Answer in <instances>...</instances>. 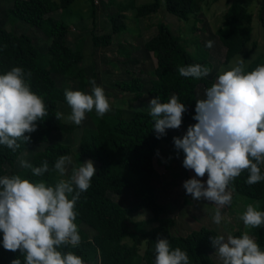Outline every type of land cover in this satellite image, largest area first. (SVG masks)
<instances>
[{"label":"trees","instance_id":"16d2710c","mask_svg":"<svg viewBox=\"0 0 264 264\" xmlns=\"http://www.w3.org/2000/svg\"><path fill=\"white\" fill-rule=\"evenodd\" d=\"M76 0H15L10 8L13 17L29 25H42L46 16L60 10L68 9ZM91 11L92 33L91 42L95 48L107 47L113 44V36L126 30V15L124 12L133 10L136 17L144 18L156 14L161 4L165 11L179 20L188 21L191 15L199 10V0H152L150 3L136 6L135 0L127 4L118 5L117 12L108 16L111 32L97 35L95 33V1L89 0ZM114 0H109L112 5ZM222 26L217 30L219 40L225 48L224 63L227 65L238 55L247 63L246 70L264 64L263 52L256 57L253 52L256 43L252 42V15L240 4H231L222 16ZM262 24L263 20L260 19ZM263 41H264V25ZM69 26L61 19H54L50 23L49 33L51 43L46 54H42L33 44L32 39L24 34H13L0 26V74L12 67H22L26 72L31 71L32 91L41 96L47 106L49 115L38 122L37 131L30 134L29 146L44 145L43 149L33 154L29 163L34 167L47 160L49 172L43 177H33L30 170H14L16 156L4 146H0V170L10 169L9 175L20 174L22 178L30 180H44L48 185H54L60 178L54 171L53 165L60 155H71V147L60 143H50L54 132L72 134L76 125L66 124L55 119L58 111L57 100L54 96L55 81L53 74L62 76L66 81L74 80L80 91L87 87L84 70L81 67L83 52L80 44L75 50L67 47L65 39ZM252 42L250 51H244L246 45ZM144 49L155 59L154 77L148 89L150 98L159 96L162 102L173 93L180 97L189 111L185 113L181 128L194 124L195 90L198 86L210 87L213 79L181 77L177 71L180 66L201 64L212 68L206 54L193 56L187 51L180 38L173 35L170 29L157 25L156 33L144 44ZM198 50V49H197ZM127 56L129 54H126ZM252 55V56H251ZM116 87L121 91L128 88H141L139 79L118 81ZM68 89V85H65ZM142 93L137 91L135 99L139 100ZM93 128H85L79 141V157L87 158L98 164L96 175L92 178L91 187L82 193L76 205L78 213L76 223L81 235V243L71 250L81 256L85 264H152L154 260V244L158 236L167 238L173 249L176 247L187 251L191 264H217L211 258L212 246L210 236L218 234L208 228H200L185 236L174 235L175 220L167 216V211L158 199L152 186L154 172V157L160 143H165L174 150L172 135L157 140L152 131V118L146 111H135L129 119L123 117L120 109H115L103 118L93 117ZM28 135V134H26ZM175 151V150H174ZM264 172V168H262ZM247 172L241 174L231 185L234 188L233 200L243 197L253 200L259 211H264V181L252 186L245 184ZM185 173L184 181L188 179ZM124 189L132 191L137 203L125 208L113 200ZM140 210H147L151 216L149 223L154 224L150 231L145 229L144 222L135 221L132 215ZM85 225L95 234L90 238L80 226ZM261 250H264V228L247 229ZM237 231L233 236H240ZM148 240L147 243L144 240ZM18 253L3 250L0 247V264H9ZM22 259V258H21Z\"/></svg>","mask_w":264,"mask_h":264},{"label":"clouds","instance_id":"9594fccd","mask_svg":"<svg viewBox=\"0 0 264 264\" xmlns=\"http://www.w3.org/2000/svg\"><path fill=\"white\" fill-rule=\"evenodd\" d=\"M205 47L212 48L213 42L207 41ZM247 63L250 60L238 55L227 70H218L214 82L205 88L204 98L195 100L191 117L195 123L187 126L182 136L172 138L175 158L179 159L182 152L181 167L193 173L182 182L185 195L214 205L212 221L216 225L224 220L223 210L232 205L234 188L230 185L242 173L248 174V186L264 181V64L246 70ZM177 71L181 77L200 80L212 69L193 64L180 66ZM31 76V71L19 66L0 74V146L13 153L22 144L31 143L30 134L49 115L44 99L32 91ZM89 83L90 93L64 91L70 108L66 119L76 126L82 124L87 113L95 111L98 118H103L111 110L104 89L94 79ZM147 111L155 138L160 140L167 130L181 128L189 107L173 93L167 102L159 96L149 100ZM54 117L58 121L64 114L57 111ZM78 164L73 166L70 155H60L53 169L68 178L54 185L20 174L0 175V247L18 253L9 264H85L81 256L65 251L81 243L76 205L96 175L93 161ZM19 166L37 178L49 172L47 160L34 167L21 159ZM239 220L244 229L264 228V211L248 204ZM209 240L219 264H264V250L248 231L238 237L210 236ZM152 264L191 262L187 251L173 249L167 238L158 236Z\"/></svg>","mask_w":264,"mask_h":264},{"label":"rangeland","instance_id":"374dc122","mask_svg":"<svg viewBox=\"0 0 264 264\" xmlns=\"http://www.w3.org/2000/svg\"><path fill=\"white\" fill-rule=\"evenodd\" d=\"M14 1L15 0H0V26L13 34H24L29 36L40 53L46 54L47 48L51 43L49 27L51 21L54 19H61L69 28L73 27V34L68 38V45L70 47H76L78 42H80L77 39L79 37V39H81L82 36V43H80V46L85 59L84 66L86 71L84 70V73L87 80V87L84 92L90 93L91 85L89 81L93 79L98 86L104 89L105 95L111 105V110L105 115H110L115 109H120L123 112V117L129 119V116L135 111L148 112L147 104L151 99L148 98L150 96L147 94L151 82L154 79L152 72L155 68V59L154 56L146 52L142 46L143 42L151 35V32L147 31V33H143L139 37L132 36L135 34L132 33V24L134 25V18H136L135 11L126 12V15H129L125 21L127 26L126 30L113 36V44L111 46L96 49L93 48L90 43V27L92 26L90 17L91 6H89L90 2L86 5L87 0H76L68 9L60 10L59 12L46 16L40 26L29 25L13 17L10 13V8ZM94 1L96 12L103 14V16L117 11L116 8L111 9L113 12H107L110 7L109 9L106 8L108 7V2L106 0ZM127 1L128 0H122L121 2L125 3ZM151 1L152 0H137L136 4L143 5ZM226 1L228 0H219L218 2L213 0H199L198 12L191 15L188 21L179 20L175 16L167 13L164 6H161L156 14L144 18L147 19L148 24H152L151 27L155 28L154 34L157 31V25L163 24L170 29L173 35L180 38L181 43L186 46L187 51L193 56L197 57V55L206 54L212 66V72L208 77L215 78L218 70L221 68L227 70L230 66V63L227 65L224 63V50L219 46L221 44H219L217 40L216 42L214 41L218 38L217 36V38L215 37L217 30L222 26V16L227 7L232 4V2L226 4ZM254 13L251 24V41L256 43V49L252 54L256 57L259 52H263L264 41L262 38L263 29L256 16L257 12L254 11ZM103 16H101V18H103ZM136 19L140 18L137 17ZM98 25L99 27L102 26L100 24ZM83 35H85L84 38ZM207 41L213 42L212 48L209 49L205 47ZM252 42L246 45L244 51H250ZM135 44H138V46ZM126 54L129 55L127 56ZM233 61L234 59L231 62ZM52 78L55 81L54 96L57 100L58 111L64 114L62 121L66 124L75 125L66 119L70 114V108L67 106L64 98V87L68 85V90H79L78 83L74 80L66 81L62 76L57 74H53ZM133 78L140 80V89L131 87L126 91H121L116 87V82L129 81ZM137 91H140L143 95L139 100L135 99V93ZM94 116H96L95 111L87 113L85 120L72 134L60 132L52 133L49 142L70 146L72 151L70 156L73 162L82 164L86 158L79 157L78 155L79 141L83 129L93 128ZM181 129L185 132V129ZM175 133L176 131H174V134ZM43 147L44 145L29 146L28 144H22L21 148L14 153L17 158L14 170L19 171L22 169L19 166V160L24 159L29 162L33 154L42 150ZM157 149L159 155L155 153L156 155L154 157L156 171L154 183L159 189L160 199L163 203L168 205L169 214H167V216L175 220V228L172 230L174 235L185 236L202 227L211 229L218 235L224 236L228 234L233 235L237 231H247V229H244L242 221L239 220V216L245 211L248 204H253L255 206L257 202L243 197L235 198L232 201V205L223 210L224 220L221 224H214L212 217L215 206L207 201H193L190 196L185 195L182 188V180L184 178V172L186 171L181 167L183 153L181 152L179 154V159L175 158L177 155L176 152L163 142L159 144ZM169 157H172L170 161L168 160ZM9 171L10 169L3 168L0 170V175H9ZM57 176L60 179L68 178L67 176L61 177L58 173ZM204 179H206V177ZM120 200L122 206L129 208L135 206L137 203L133 193L123 195ZM150 216L151 214L149 211L140 210L138 213L132 215V219L144 222L145 229L150 231L155 226L148 222ZM83 230L90 238L95 234L92 229L86 226ZM255 240L258 241L259 238H255ZM214 251L215 249L212 247L211 258L214 262L219 264ZM92 264H98V262Z\"/></svg>","mask_w":264,"mask_h":264},{"label":"crops","instance_id":"0c3cea01","mask_svg":"<svg viewBox=\"0 0 264 264\" xmlns=\"http://www.w3.org/2000/svg\"><path fill=\"white\" fill-rule=\"evenodd\" d=\"M107 2H109V0H106ZM122 0H114V3L112 4V5H108V3H107V6L108 7H106V8H108L109 9V7H110V9L109 10H107V12H113L111 9H116L117 8V6L118 5H124V4H127L128 3V1L127 2H121ZM136 1L137 0H135V5L136 6H141V5H137L136 4ZM213 1H215V2H218L219 0H213ZM230 2H232V4H234V3H236V4H240V5H242V6H244L247 10H248V12L252 15V21H253V18H254V11H256L257 13H256V16H257V19H258V22H259V24H260V26L261 27H263V25H264V0H228V1H226V4L227 3H230ZM89 3V0H87L86 1V5ZM144 5V4H143ZM231 5V4H230ZM229 5V6H230ZM89 6H90V4H89ZM161 6H163V3L161 4ZM228 6V7H229ZM88 7V6H87ZM95 7V6H94ZM228 7H227V9H228ZM226 9V10H227ZM256 9V10H255ZM86 10H87V8H86ZM129 11H133V10H129ZM59 12V11H58ZM117 11H115L114 13H110V14H108V15H113V14H115ZM226 12V11H225ZM224 12V13H225ZM124 14L126 15V12H124ZM136 14V13H135ZM100 15V16H99ZM108 15L107 14H105L104 16H103V14H99V13H97L96 12V8H95V32H96V34L97 35H103V34H108V33H110L111 32V27H110V23H108L109 21H108ZM99 16V17H98ZM101 16H103V18H101ZM127 16H129V15H126V20H127ZM137 18V17H136ZM136 18H134L135 20H134V25L132 24V33H135L134 35H132V36H134V37H139V36H141L143 33H147V31H150L151 32V35L149 36V38L146 40V41H148L153 35H154V32H155V28L154 27H151L152 26V24H148V22H147V19L146 18H143V20H142V18H140V19H136ZM81 19V18H80ZM260 19H262L263 20V24H262V22H261V20ZM146 22V23H145ZM126 23V22H125ZM98 24H100V25H102L101 27H99V25ZM252 24V23H251ZM127 27V26H126ZM72 28L73 27H70L69 28V32H68V34L66 35V39H65V42H66V45H67V47H69L70 49H72V50H75L77 47H78V45L80 44V43H82V36H81V39H77V40H79L80 42H78V44H77V46L75 47V46H73V47H70L69 45H68V38L73 34L72 33ZM90 30H91V33H92V26L90 27ZM197 30V29H196ZM195 30V31H196ZM218 38H217V37ZM85 37V35H83V38ZM215 37L217 38V39H215L214 41L216 42V40H217V42L219 43V44H221V45H219L223 50H224V56H225V48L223 47V45H222V43L220 42V40H219V36L217 35V34H215ZM263 37V36H262ZM90 41H91V36H90ZM146 41H144L143 42V44H142V46L144 47V44H145V42ZM91 43V45H92V42H90ZM135 45H137L138 46V44H135ZM111 46V45H110ZM93 47V46H92ZM109 47V46H108ZM93 48H95V47H93ZM96 49H99V48H96ZM146 51V50H145ZM147 52V51H146ZM149 53V52H148ZM151 54V53H150ZM85 59H84V55H83V60H82V62H81V67H82V69L83 70H85L86 71V69H85V66H84V63H85V61H84ZM87 73V72H86ZM208 79H213V81H214V78L212 77V78H209V77H207ZM199 92V93H198ZM195 99L197 100V99H202V98H204V88L202 87V86H198L197 88H196V90H195ZM148 95V94H147ZM143 96V95H142ZM148 98H150V97H148ZM151 99V98H150ZM132 115V114H131ZM130 117V116H129ZM174 131H176V133L174 134ZM169 132L171 133V135H172V138L174 137V136H182L183 135V133H184V131H182V129L180 128L179 130H169ZM87 160H89V159H85V161H87ZM92 161V160H91ZM93 163H94V161H93ZM73 166H79V164H77V163H75V162H73ZM94 167H95V169H96V171H97V168H98V164L97 163H94ZM185 173H187V175H188V177L190 178L192 175H193V173H191L190 171H185L184 172V176H185ZM155 176H156V171H155V166H154V172H153V176H152V186H153V188L155 189V192H156V195H157V199H158V201L162 204V205H164V207L166 208V211H167V214H169V209H168V205H166L165 203H163V201L160 199V195H159V189L157 188V186L155 185V183H154V179H155ZM184 181V178H183V180H182V182ZM128 190V189H127ZM127 190H124L123 192H122V194L121 195H119V196H113V200L116 202V203H118L119 205H121L122 203H121V200H120V198L123 196V195H125V194H127V193H131L132 194V191H127ZM120 200V201H119ZM119 201V202H118ZM121 203V204H120ZM122 206V205H121ZM122 207H125V206H122ZM125 208H129V207H125ZM85 226H83V225H81L80 226V228L83 230V228H84ZM84 231V230H83ZM85 232V231H84Z\"/></svg>","mask_w":264,"mask_h":264}]
</instances>
